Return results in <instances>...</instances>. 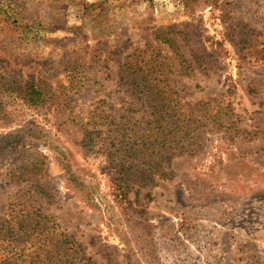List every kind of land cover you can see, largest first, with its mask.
<instances>
[{"label":"rangeland","instance_id":"374dc122","mask_svg":"<svg viewBox=\"0 0 264 264\" xmlns=\"http://www.w3.org/2000/svg\"><path fill=\"white\" fill-rule=\"evenodd\" d=\"M149 79L231 127L201 134L136 200L100 146L106 117L129 110L127 80ZM31 163L88 264H264V0H0V218L23 189L6 173Z\"/></svg>","mask_w":264,"mask_h":264},{"label":"trees","instance_id":"16d2710c","mask_svg":"<svg viewBox=\"0 0 264 264\" xmlns=\"http://www.w3.org/2000/svg\"><path fill=\"white\" fill-rule=\"evenodd\" d=\"M164 35L157 34L156 38L168 43L175 58L178 57L175 42ZM172 66L167 64L161 73L169 77ZM152 70L155 72L156 67ZM125 87L132 97L124 100L129 110L106 117L112 126L109 131L115 135L109 134L100 150L109 151L113 156L111 163L123 173L124 183L132 181L123 191L124 198H128L129 187L138 184L135 193L139 200L142 188L155 187L159 180L172 176L173 171L169 169L173 158L192 154L201 134L223 131L231 125L222 122L220 112H211L209 102L185 101L175 80H127ZM24 94V102L29 106H39L45 101L36 85L26 87ZM136 107L143 111L139 117H135ZM214 125L218 127L211 128ZM10 137L11 134L4 136ZM24 141L22 137L19 142ZM95 147L91 149L95 151ZM137 171L143 172V176L131 180ZM40 172L39 164L31 163L10 168L6 173L12 183L23 189L11 196L8 217L0 218V264H88L79 255L77 242L60 230L53 214L46 211L53 195L48 183L39 176ZM145 197L152 200V191Z\"/></svg>","mask_w":264,"mask_h":264}]
</instances>
